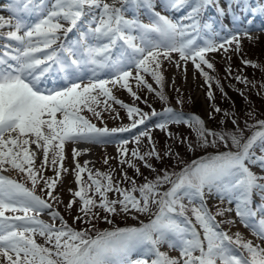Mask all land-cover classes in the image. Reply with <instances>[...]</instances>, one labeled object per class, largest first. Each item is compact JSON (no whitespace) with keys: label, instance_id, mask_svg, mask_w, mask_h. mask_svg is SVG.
<instances>
[{"label":"snow or ice","instance_id":"obj_1","mask_svg":"<svg viewBox=\"0 0 264 264\" xmlns=\"http://www.w3.org/2000/svg\"><path fill=\"white\" fill-rule=\"evenodd\" d=\"M226 2L227 12L220 0L0 4V13H9L0 14V264H264V246L223 227L238 220L264 241V119L256 120L249 111L246 115L255 122L240 121L234 111L222 110L215 103L213 82L224 98L227 93L203 67L215 71L209 53L240 52L242 37L252 39L247 27L222 23L214 27L213 21L203 20L204 13L214 7L219 17L232 15L233 4L243 3L255 17L264 15V0ZM181 11L183 15H174ZM69 34H74L72 39ZM164 61L177 67L180 61L185 65L191 61L208 85L212 101L208 120L222 114L231 128L222 124L219 130L211 129L201 116L182 108L139 107L135 101L141 97L130 81L167 104ZM242 64L260 67L247 59ZM225 72L239 83L255 86L239 73L233 77L231 65ZM117 87L127 90L134 102L119 100L113 92ZM113 105L126 111L129 124L99 127L84 114L102 121L103 113L115 112L117 118ZM149 122L171 143L158 148ZM172 125L187 126L195 139L180 137L170 130ZM140 126L145 130L117 142V157L104 159L106 165L118 160L119 178L111 166L102 172L89 167L90 161L81 165L76 158L91 151L88 147H73L75 166L65 167L68 144L110 143L116 134L133 133ZM145 138L148 144L142 151ZM129 143L135 147L130 149ZM177 145L203 154L187 161L175 150ZM166 160L174 161L171 168L157 167ZM142 167L154 174L151 179ZM127 169L135 175L129 176ZM48 170L53 175H45ZM70 174L77 188L68 189L66 210L70 213L76 207L73 221L87 225L79 230L54 207L63 203L56 189ZM138 177L143 182L138 183ZM37 188L46 196L37 194ZM254 196L259 200L255 207ZM209 199L219 201L215 211ZM225 201L232 207H222ZM233 211L234 219H218ZM44 213L49 220L41 218ZM117 218L136 223L119 226ZM101 220L111 227L97 229ZM37 235L44 244L37 242ZM165 246L168 250H162ZM169 250L179 255H170Z\"/></svg>","mask_w":264,"mask_h":264},{"label":"rangeland","instance_id":"obj_2","mask_svg":"<svg viewBox=\"0 0 264 264\" xmlns=\"http://www.w3.org/2000/svg\"><path fill=\"white\" fill-rule=\"evenodd\" d=\"M6 0H0V4L5 3ZM220 4L222 7L225 8V11L227 12V2L226 0H220ZM234 7H243V3L237 5L233 4L232 6V12L234 10ZM159 10V8L157 9ZM209 13L206 11L205 16H207ZM6 17L9 14H3ZM130 15V14H129ZM251 15V14H250ZM247 15L245 20L248 18L251 19L253 22L257 20V15L253 17L252 15ZM211 16V17H210ZM208 19L206 17L203 18L204 21H213L215 22L217 19V16L210 15ZM142 19H145V22H147L146 17L142 15ZM227 19V18H224ZM222 17H220V20L223 22L224 25H227L225 23ZM255 19V20H254ZM249 33L252 37V39H248L247 37H242L241 39V51L235 52L230 51L225 55L223 51L213 52L208 54V59L215 64V71H211L205 67V71H209L211 75H213L216 79L220 81V83L223 85V91L227 93V98H224L222 96L220 86L213 82L212 84V90L215 93V103L222 109V110H228V111H234L236 115L240 118V121L249 120L250 123H254V120H250L249 117L246 115L247 112L252 111L254 112L255 119H264V87H261L262 84H264V26L262 28H258L257 30H249ZM73 38V37H72ZM174 60H179L178 54H173ZM227 56H230L231 59H227ZM242 59H247L253 62L255 65H259L260 67H253V66H245L242 64ZM228 65H231L232 67V75L233 77L237 75L238 73L247 77L250 81L254 82V87L252 84H242L236 81L233 78L227 77V73L225 72V69ZM195 69L194 65L191 61L185 63L183 61H180V66L177 67L175 63H169L167 61H164L163 63V71L165 76V87L164 92L166 96L168 97L167 104L163 101H161L155 93H150L146 88H141L139 90L135 87V81H130L133 84V90L138 91V94L141 97L140 101H135L136 104H138L139 107H141L144 111H151V108L148 105H151L152 108H155L157 111L163 110L164 107L172 106L177 110H184L185 113H192L197 114L201 116L203 119L207 121V126L214 130H219L222 124H224L225 127L231 128V121H224L222 114H219L216 116V119L214 121L208 120V113L211 111L210 105L212 104V101H210L207 97V91H208V85L205 81L202 74ZM103 78V77H102ZM174 78V82H173ZM148 80L150 83H153V87L158 89V86L151 80V77H148ZM179 89V91H177ZM159 90V89H158ZM242 90L244 92V95L240 94V91ZM114 94L119 100L124 101L125 103H133V97L127 92V90L119 89V87L113 89ZM181 99L184 101L183 105L177 103V100ZM143 100H147L148 104L143 103ZM116 108V111L119 112V117H115L116 113L109 114L108 112L103 113V120H97L94 117L91 116L90 113L85 111V115H87L90 119H92L93 123H96L97 126L102 127L105 124L109 127H119V125H126L130 123L129 118L126 115V111L121 108L119 105H113ZM241 126L243 127V124L241 123ZM148 128L152 130V137L155 140L158 148L163 149L166 143H171L170 140H168L165 132L160 131L159 129H155L151 122L148 123ZM145 130L144 126L140 127L138 130H133V133L122 135V136H115L113 142L110 143H101L99 147L93 148V161L89 164V167H93L94 169H99L100 171H108L109 167L116 169L115 177L119 178L120 174V167L118 166V160L117 159H111L109 161V164H104V159L107 157H117L118 156V141L121 139H128L131 140L132 135L135 134L137 131H143ZM172 132L178 134L180 137H189V139H195L194 134L192 131L184 125H172L171 129ZM148 144L147 138H145L142 142L141 150H144V146ZM128 147L131 149L135 147L134 143H129ZM72 149L73 144H68L66 146V160L64 161L65 167H68L69 169L74 168V160L72 156ZM175 150L180 152L181 156L184 157L185 160L190 161L191 159L196 158L197 156L202 155L201 152L196 153H190L187 152L183 145H177L175 146ZM211 151V149H210ZM78 161L81 165L84 164L85 159L84 155H81L77 157ZM42 160V156L37 159V165ZM155 163V162H154ZM173 160H166L163 164H157V167H167L171 168L173 165ZM141 170L144 172V175L147 176L149 179L153 177V173L149 172L146 168H141ZM129 176H134V172L132 169H127ZM13 176L16 175L15 172L11 173ZM45 175L51 176L53 175V172L51 170H48L45 172ZM18 179H24V177H17ZM85 179H87V175L85 174ZM143 177H138V183L143 182ZM29 187H31V184L29 183ZM76 189L77 185L74 182V176L68 175L64 179V183L62 186H58L56 189V193L59 194L60 199L63 201L62 204L55 205L54 207H57L58 210L61 212L62 215H64L65 219L68 221L70 225L75 227L77 230L87 227V225L81 224L79 221L74 222L73 217L76 216L77 209L76 207H73L71 212L69 213L66 210V205L68 204L69 200L71 199V195L68 191V189ZM37 194L45 195L46 193H42L40 191V188H37ZM219 201L215 199H209V207L213 208V211H215L214 205L218 204ZM222 207L228 206L232 207V205H228L227 201L224 202ZM41 218L44 220H49L47 213H44L41 215ZM234 219L235 218V212H231L226 214V217H218V219ZM141 219L147 220L146 217H141ZM59 221H57V224ZM116 223L119 226H125L126 224L131 225L135 224L136 221L132 219L124 220L123 218H117ZM97 229H105L110 228L111 225L107 224L103 220L96 222ZM225 230H230V234H233L235 232H240L244 234V238L247 240H252L254 244H260L261 246H264V241L259 240L256 236H254L250 230H248L246 227L242 225L237 220V223L234 225H223ZM38 243L44 244V238L37 235L35 237ZM162 250H168L165 246L162 248ZM170 255L178 256L179 253L177 250H169ZM136 256L133 257L135 259Z\"/></svg>","mask_w":264,"mask_h":264},{"label":"bare ground","instance_id":"obj_3","mask_svg":"<svg viewBox=\"0 0 264 264\" xmlns=\"http://www.w3.org/2000/svg\"><path fill=\"white\" fill-rule=\"evenodd\" d=\"M75 146H76V147H79V148H85V147L90 148L91 151L85 153L84 155H85L87 161H90V162L93 161V159H94V158H93L94 154L92 153L93 145L80 144V145H75Z\"/></svg>","mask_w":264,"mask_h":264}]
</instances>
